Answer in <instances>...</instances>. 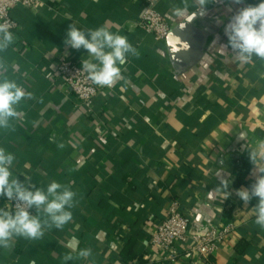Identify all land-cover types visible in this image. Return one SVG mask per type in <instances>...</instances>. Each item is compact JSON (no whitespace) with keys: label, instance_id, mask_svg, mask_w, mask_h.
Listing matches in <instances>:
<instances>
[{"label":"crops","instance_id":"0c3cea01","mask_svg":"<svg viewBox=\"0 0 264 264\" xmlns=\"http://www.w3.org/2000/svg\"><path fill=\"white\" fill-rule=\"evenodd\" d=\"M149 3L171 26L162 44L138 28ZM188 3V18L173 14L182 0H42L36 11H11L19 28L0 52V74L31 98L0 129V147L15 156L13 176L40 188L55 180L77 195L71 221L39 240L15 238L11 250L0 248V264H160L149 240L172 202L190 215L192 234L235 224L206 263L182 254L177 264H264L257 201L244 205L235 195L254 179L249 152L264 166V60L241 63L221 47L226 37L216 18L226 22L230 5L209 4L201 18L195 0ZM70 24L107 27L139 52L112 88H100L92 114L53 82L60 57L92 60L64 44ZM219 173L230 180L226 199ZM7 202L0 198V207ZM85 249L91 255L82 258Z\"/></svg>","mask_w":264,"mask_h":264},{"label":"clouds","instance_id":"9594fccd","mask_svg":"<svg viewBox=\"0 0 264 264\" xmlns=\"http://www.w3.org/2000/svg\"><path fill=\"white\" fill-rule=\"evenodd\" d=\"M227 3L230 5V16L226 22L216 18L217 25L223 24L226 43L221 47L235 54L241 63H248L253 57L264 60V0L258 3H247V0H195L197 12L203 18L208 15L209 4ZM177 17L188 18V0H182V6L173 9ZM217 36L213 43H217ZM14 42L12 32L0 25V52L5 51ZM64 44L71 49L86 50L92 60L81 59L82 67L88 78L100 87L112 88L122 78L121 66L127 63L129 55L138 57V50L124 35L113 33L107 27L100 26L87 31L70 24L66 31ZM0 62V73L4 69ZM30 93L14 80L0 74V129L11 127V121L18 117L17 106ZM63 148V145H59ZM249 160L253 165L250 175L254 178L248 187L235 190V195L244 205L254 199L257 203L252 207L255 212V223L264 229V166H257L256 154L249 152ZM15 161L13 153L0 147V198L11 201L14 210L0 207V248L11 250L13 240L22 237L27 240L41 239L46 229H61L72 220L71 209L76 205V192L70 186L51 181L46 188L36 187L25 178L13 176L11 171ZM220 187L225 199L232 193L228 190L230 180L218 174ZM35 210L33 214L32 210ZM91 249L79 251L82 258L89 257ZM63 259L70 261L73 256L66 254Z\"/></svg>","mask_w":264,"mask_h":264},{"label":"built area","instance_id":"2783aa9c","mask_svg":"<svg viewBox=\"0 0 264 264\" xmlns=\"http://www.w3.org/2000/svg\"><path fill=\"white\" fill-rule=\"evenodd\" d=\"M42 0H0V25H5L12 33L18 30L17 23L11 17L15 7L36 11ZM141 32L162 44L171 35V26L152 3L147 4L138 21ZM81 61L60 57L54 71L53 82L60 83L74 98L76 105L83 107L87 114L93 112V102L100 92V86L93 83L87 73L79 71ZM243 161H237V169L242 168ZM8 209L14 205L8 200ZM33 214L35 210L33 209ZM191 217L177 202H172L162 220L156 223L150 235L149 244L160 264H177L182 254L206 263L223 243L230 240L235 224L230 220L211 224L201 234L191 233ZM124 264V263H119Z\"/></svg>","mask_w":264,"mask_h":264}]
</instances>
